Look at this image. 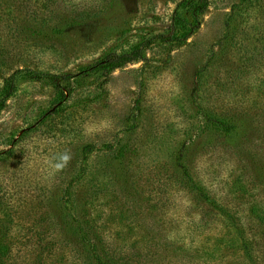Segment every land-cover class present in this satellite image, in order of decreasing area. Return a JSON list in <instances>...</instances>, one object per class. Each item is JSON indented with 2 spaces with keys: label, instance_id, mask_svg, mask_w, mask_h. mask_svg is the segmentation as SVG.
<instances>
[{
  "label": "rangeland",
  "instance_id": "374dc122",
  "mask_svg": "<svg viewBox=\"0 0 264 264\" xmlns=\"http://www.w3.org/2000/svg\"><path fill=\"white\" fill-rule=\"evenodd\" d=\"M178 1L0 0V86L78 73L165 31ZM56 101L22 80L0 110V264H264V0H211L185 43Z\"/></svg>",
  "mask_w": 264,
  "mask_h": 264
},
{
  "label": "trees",
  "instance_id": "16d2710c",
  "mask_svg": "<svg viewBox=\"0 0 264 264\" xmlns=\"http://www.w3.org/2000/svg\"><path fill=\"white\" fill-rule=\"evenodd\" d=\"M211 5V0H180L177 2L165 31L146 37L139 43L121 51L111 50L95 62L88 64L78 73L50 72L32 67L13 70L0 86V110L7 100L16 94L22 80H45L56 91V104L60 105L71 95L82 75L115 69L145 59L146 51L155 43H185L201 26V16ZM206 124L215 128L225 136H233L238 129V121L227 114L219 115L206 112ZM89 149L92 146L88 147ZM92 247L91 245L89 246ZM93 264H107L95 251Z\"/></svg>",
  "mask_w": 264,
  "mask_h": 264
},
{
  "label": "clouds",
  "instance_id": "9594fccd",
  "mask_svg": "<svg viewBox=\"0 0 264 264\" xmlns=\"http://www.w3.org/2000/svg\"><path fill=\"white\" fill-rule=\"evenodd\" d=\"M72 154L70 151H64L57 154L54 169L56 171H62L69 166L72 160Z\"/></svg>",
  "mask_w": 264,
  "mask_h": 264
}]
</instances>
